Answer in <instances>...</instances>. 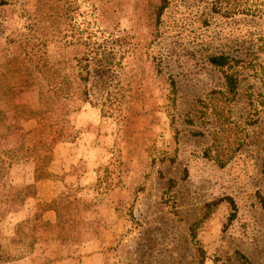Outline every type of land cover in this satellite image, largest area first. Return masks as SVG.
Instances as JSON below:
<instances>
[{
	"label": "rangeland",
	"instance_id": "374dc122",
	"mask_svg": "<svg viewBox=\"0 0 264 264\" xmlns=\"http://www.w3.org/2000/svg\"><path fill=\"white\" fill-rule=\"evenodd\" d=\"M36 1L0 0V56L25 33ZM62 1L64 41L47 51L73 67L83 32L111 35L109 73L89 81V103L66 141L53 135L59 113H44L0 147L42 141L58 169L79 176L86 164L80 183L36 190L41 202L80 198L87 211L67 213L59 242L38 229L37 203L24 240L7 214L0 264H239L235 252L264 264V0ZM212 56L227 66H212ZM35 92L22 86L12 95L34 110ZM32 171L30 157L5 178L0 171V203L18 207L22 194L11 183L31 184Z\"/></svg>",
	"mask_w": 264,
	"mask_h": 264
},
{
	"label": "trees",
	"instance_id": "16d2710c",
	"mask_svg": "<svg viewBox=\"0 0 264 264\" xmlns=\"http://www.w3.org/2000/svg\"><path fill=\"white\" fill-rule=\"evenodd\" d=\"M62 6V0H37L31 12H25V19L28 20L25 33L9 38L7 47L2 49L0 115L5 119L0 120V141L6 142L7 139L14 137L15 133L21 132L23 124L30 121L37 122L44 113H59L60 118L55 123L57 129L55 128L53 135L56 141H66L70 136L72 117L78 113L82 104L89 103V81L96 78L105 79L106 74L109 73L106 67L111 65L114 58L112 45L117 44H114L116 38L111 35L102 37L103 33L99 34L100 37H96L92 32H83L85 36L80 40L82 52L80 57L74 59L73 67L68 66V62L61 58L53 60L47 51L48 45L61 44L65 36L64 20L67 16ZM49 11L52 14H49ZM46 19H50L54 24L51 30L45 27ZM208 61L217 68L228 64V58L224 56H212ZM18 70H22L23 81H20ZM224 82L227 91L233 92L236 87L235 78L231 74H226ZM22 86L36 91L38 108L27 110L18 106L12 90ZM24 157H30L33 162L32 183L19 187L11 183L13 189L21 192L22 199L18 207L13 209L7 203H0V220L12 213L15 238L17 242L24 240L30 237L32 231L26 218L37 203L40 220L38 229L44 234L49 232L51 237L57 238L59 242L61 237L67 235L61 221L69 218L68 214L76 205L85 206V212L87 206L80 198L71 201L60 193L54 194L47 202H41L36 186L46 183L61 186L77 181L80 183L87 173V165L85 164V170L77 176L70 169L67 170L68 172L60 168L59 170L57 165L49 160L48 146L42 141L31 146L19 143L11 148L0 147V171L3 178ZM68 222L72 223V221ZM46 225H53L54 231L43 229ZM198 254L201 263L203 252L200 248ZM234 256L239 264H250L240 253L235 252Z\"/></svg>",
	"mask_w": 264,
	"mask_h": 264
},
{
	"label": "crops",
	"instance_id": "0c3cea01",
	"mask_svg": "<svg viewBox=\"0 0 264 264\" xmlns=\"http://www.w3.org/2000/svg\"><path fill=\"white\" fill-rule=\"evenodd\" d=\"M46 185H50V184H48V183H46V184H41V185H38V187L39 186H43V187H45ZM52 185V184H51Z\"/></svg>",
	"mask_w": 264,
	"mask_h": 264
}]
</instances>
